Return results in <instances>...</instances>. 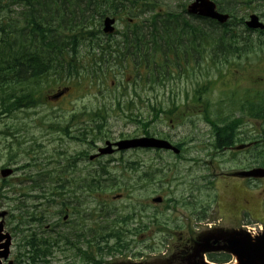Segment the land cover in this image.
Returning <instances> with one entry per match:
<instances>
[{
  "label": "rangeland",
  "instance_id": "obj_1",
  "mask_svg": "<svg viewBox=\"0 0 264 264\" xmlns=\"http://www.w3.org/2000/svg\"><path fill=\"white\" fill-rule=\"evenodd\" d=\"M192 0H189L191 2ZM178 0H160L159 5L163 11H179ZM253 10H245L243 13H238V17L243 16L247 19L249 14H256L264 23V5L252 6ZM16 11V9H13ZM118 32L124 30V24H117ZM244 34V38H245ZM257 36L255 33L250 35L253 45L251 49H247L246 53H242L240 57L232 55L223 58L222 55L213 56L207 48L204 54L197 56L193 59V65L196 64L198 74L193 76V88L195 83L206 82V80L219 82L221 79L220 73L228 68L236 70L237 75V89L235 90L236 83L230 82L231 70L222 77L221 82L229 93H234L239 96L237 98V107L242 102H256L258 96L261 100L264 99V86L260 87L257 82L259 78H264V37ZM85 46L80 47V52L84 51ZM229 63H227V60ZM231 65V66H228ZM217 67V69L215 68ZM106 72L109 79L103 83V93L100 95L102 89L101 84L94 79L91 83L87 79L83 80L80 84L75 82L65 83V86L71 88V93L67 99L60 104H44L37 106L33 110H23L16 116L7 115L0 116V166L10 165L16 168L15 179L9 181L10 187L15 191L10 195V201H2L5 205L1 210L6 212L13 209L6 216V232L13 236L12 247L10 249L9 260L14 261L15 254L19 250V244L23 236H28L31 233L38 234L39 237H49L50 239L60 240L62 236L60 230L61 221L58 219L57 212L59 206L47 205L44 200L36 199L35 196L38 192H33L32 188L35 181H40V188L47 193L52 192L57 185V173L63 168L66 163L65 155L60 159L58 152L61 154H73L81 149V146L75 142L68 140L63 141L62 147H59L58 141L60 138H65L61 132L62 128L71 125V116H83V113L95 112L97 110L105 109L107 111V120L103 125L102 136L99 140L104 141H117L126 138L141 137L145 132L157 137H169L172 142L179 141L186 144L185 151L180 155L173 156L165 152H132L128 151L123 155L115 154L113 157L102 158L96 163L90 164L87 161L82 163L76 162V175L70 173H62L63 177L67 180L71 178L88 177L91 173L97 171L100 173V167L106 168V174L102 180H105V185H111L112 188L106 195L96 198H88L81 196L78 191L77 194L81 196L84 205L82 207V214L78 215L81 220L78 233L81 235L77 243V247H81L83 251L88 252L89 259L93 256L95 250V239L103 232L106 225L104 217L111 218L115 214L134 215V221L130 225L131 230L138 228L137 221L140 219V225H148L147 216L154 213V211L161 212L158 219L164 220L167 216H163V208L160 206L152 207L151 199L155 197H165L172 193L174 197L184 200L185 196L190 194L197 195L196 191L192 190L195 187H201L202 184L194 181L203 173L201 165H206L204 176L214 174L215 179L211 181L213 187L207 188L202 193H199V202L205 204L206 202L213 201L216 198V186L220 189L225 185L218 181L219 177L230 172L245 169L250 162L251 155L255 151L264 153V143L259 139L262 136V129L264 124L260 120L251 118V112L247 108L239 107L237 109V117L243 119L246 123L240 128L241 138L247 140L248 136H253L257 140L256 149H249L247 151H238L237 159L232 160L229 153L215 154L217 157L212 159L211 154L203 151H195L194 147L201 148L205 146L204 143H210L212 138L209 136H201L199 131H194L191 123H185L183 126H175L173 123L168 122L167 116L161 117L156 115L155 110L157 106L162 103V106L169 104L170 88L174 86H167L165 89L166 94H162L160 88L156 87L155 91H149L145 86V101L144 105L135 106L130 111L123 101V104L116 109L114 105L112 90H111V76L117 73L121 78V70L118 65L113 62L110 64V69ZM203 73V74H200ZM209 74V75H205ZM83 76L84 74L81 73ZM202 77L207 78L203 80ZM50 83L39 82L35 90L38 95H47L57 88L56 85H49ZM100 86V87H99ZM138 90V87H137ZM180 91V90H178ZM220 93V92H219ZM233 95V99L234 96ZM122 99V97H120ZM143 98V99H144ZM218 99L217 94L212 95V100ZM157 105H156V104ZM263 103V102H262ZM262 103L260 105H262ZM126 108V109H125ZM219 109V108H217ZM35 112V113H34ZM235 115V114H234ZM159 117H161L159 119ZM37 127L34 126V122ZM195 128L204 129V124L201 117H198ZM26 124V125H25ZM50 126L52 127L50 130ZM70 127V126H69ZM71 128V127H70ZM205 130V129H204ZM260 134V135H259ZM203 138V139H202ZM190 139H194L193 144H188ZM13 141L16 144V158L12 160L8 156V147ZM204 140V141H203ZM62 143V142H61ZM98 144V146H99ZM15 154V151H14ZM53 154V155H52ZM51 156V157H50ZM54 156V161L52 157ZM74 156V155H73ZM58 160V162H56ZM192 161V162H190ZM26 166V167H24ZM193 167V171L190 172ZM161 170H163L161 172ZM145 174L150 176L156 182L146 184L142 181ZM158 179H180L187 180L185 184H176L175 180L171 185H161ZM62 185L67 181L64 178L60 179ZM142 184L141 186H139ZM99 194V193H98ZM221 194V193H220ZM121 195L122 198L118 201H113L112 198ZM224 195V194H223ZM64 197H54L56 203L62 202ZM141 204L149 205L145 212L141 210ZM37 206L36 212L32 209ZM32 214L38 218H42V224L28 223L27 214ZM111 216V217H110ZM141 216V217H139ZM145 218V219H143ZM224 226H228L224 224ZM25 230L22 235L20 232L11 233V228ZM158 233H144L141 235H129L127 240L131 246L129 251L124 254H116L113 256H104L103 264H158L161 262L158 259L161 254H165L166 248L171 242V238ZM60 251H52L53 258L51 264H73L72 259H69L70 252L63 253L65 249L63 242L59 243ZM93 251V252H92ZM74 254V251H71ZM65 256H68L65 258ZM77 264H86L83 259L76 260Z\"/></svg>",
  "mask_w": 264,
  "mask_h": 264
},
{
  "label": "trees",
  "instance_id": "obj_2",
  "mask_svg": "<svg viewBox=\"0 0 264 264\" xmlns=\"http://www.w3.org/2000/svg\"><path fill=\"white\" fill-rule=\"evenodd\" d=\"M158 1L0 0L1 113L10 114L13 108L20 110L37 105L40 100L34 87L51 75H58L60 83L70 79L79 83L81 73L90 81L95 73L102 70L113 49L110 43L115 42L102 39L101 21L105 16L118 17L125 24L123 34L145 36L147 60L159 52L166 56L168 51H176V48H160V44L170 46L190 37L194 51L204 50L208 44L217 51L225 52L224 55L235 52L239 56L247 46L244 38L239 40V31L236 32L235 28L239 8L237 0H217L234 21L223 28L199 18H194L193 24L179 21L185 13L186 0H180L182 14L167 12L161 15L156 12ZM222 3L227 6H222ZM146 14L147 18L143 17ZM138 18L142 20L138 21ZM158 19L160 22H157ZM244 31L240 32V36ZM82 45L85 46L83 53L80 52ZM116 52L119 54L121 47H117ZM15 66L18 79L13 82L11 76ZM15 88L17 96L13 107L9 103ZM230 139L227 135L219 136L217 145L228 146ZM28 242L33 245V241ZM36 262L40 261L33 260L34 264Z\"/></svg>",
  "mask_w": 264,
  "mask_h": 264
},
{
  "label": "flooded vegetation",
  "instance_id": "obj_3",
  "mask_svg": "<svg viewBox=\"0 0 264 264\" xmlns=\"http://www.w3.org/2000/svg\"><path fill=\"white\" fill-rule=\"evenodd\" d=\"M123 38L125 39V46L129 49L126 51V55L127 57H131L130 61L126 59V62L128 63V65L130 64L135 73L138 74V79L134 80L132 78V75H130L129 77L124 76V86L126 87V89L125 94L122 93V96L124 97L125 95V100L128 104H131L134 107L137 105L141 106L142 104L144 105L145 101V37L141 35H127ZM187 48L189 50V52H187V56L188 53L189 55H192V44H188ZM136 49L138 50L137 55H135ZM179 70H187V67H180ZM64 96H66V94L63 95L57 101L53 102V104L60 103ZM190 99H192V95ZM187 115L188 111H186L185 114H183L182 116L187 117ZM96 125L97 120L94 115H83L75 116V121L72 123V130H69L70 127L65 128V132L68 133V141H74L76 144L81 146V149L73 153L72 155L62 154L61 156L65 155V158H67L64 166H66L67 164H76L77 161H82L83 163L88 161L90 162V164H93L100 159L97 158L93 161H89V157L95 155L98 151L99 146L103 144L102 142H100L99 144L96 136H94L96 134ZM197 149L200 150V148ZM115 154L122 155L123 153ZM224 188L226 191L233 192V197L227 204V206L221 208L223 212L235 214L237 213V207H239L248 215H250L253 220L263 222L260 218V214L256 211V209L258 208L259 211L264 213V203L262 202L263 199L259 200L255 199L249 194H243L244 190L242 191L241 188H237V182L231 180L226 181V185H224ZM10 193H14V191H11ZM188 199H192V196H189ZM167 203L168 204H160V206L165 205L164 209L167 208L168 211L169 205L174 203L172 201ZM189 207L190 204H181L177 208L172 207L170 210L172 212L171 217L167 221H165L161 227H150L148 231L149 233L154 234L160 233L164 236L170 235L172 236L173 240L175 239L174 236L179 235L178 242L176 243V245H174V249L176 250L174 252L176 254L175 257L180 258L178 264L185 263V259L191 252L190 245L192 244H190V242L192 241V238L194 239V235L202 234L204 230L202 224L208 225L209 221V217L207 215V207L194 202H191V207ZM214 207H216V205ZM0 208H2V203H0ZM62 211L68 212L69 210L64 209ZM236 227L237 225L235 224L234 226L228 228L236 229ZM218 228L225 229L224 227ZM185 234L189 237H182V235ZM181 247H183L182 250L178 251L179 249H181ZM220 253L223 252H218V256L216 259L223 258L224 254Z\"/></svg>",
  "mask_w": 264,
  "mask_h": 264
},
{
  "label": "water",
  "instance_id": "obj_4",
  "mask_svg": "<svg viewBox=\"0 0 264 264\" xmlns=\"http://www.w3.org/2000/svg\"><path fill=\"white\" fill-rule=\"evenodd\" d=\"M188 12L193 15H198L200 17H205L209 19H213L218 21L219 23H224L227 20V16H223L218 14L215 11V5L210 0H195L194 3H192L188 7ZM104 33H112L113 28L112 25L114 23L113 19H106L104 21ZM247 27L249 29H263L264 26L259 23L258 18L256 16H251L249 19V22L246 23ZM118 148L121 149H128V148H135V147H142V148H158V149H172L175 151L167 142L156 140L153 138H141V139H135V140H129V141H122L116 144ZM108 148L106 150H102L104 153L109 152ZM10 173V171H4L2 172L3 176H6ZM260 171L251 172L245 175H260ZM5 249H7V244L4 246ZM229 248L231 251L235 254H237L238 258V264H264V256H262V259L259 255V253L255 249H250L248 247V244L243 241V239L237 238L236 241H232L229 245ZM3 257L6 256V252L2 254Z\"/></svg>",
  "mask_w": 264,
  "mask_h": 264
},
{
  "label": "bare ground",
  "instance_id": "obj_5",
  "mask_svg": "<svg viewBox=\"0 0 264 264\" xmlns=\"http://www.w3.org/2000/svg\"><path fill=\"white\" fill-rule=\"evenodd\" d=\"M158 33V32H157ZM156 47V46H155ZM133 49V48H132ZM143 49V48H142ZM40 185V184H39Z\"/></svg>",
  "mask_w": 264,
  "mask_h": 264
}]
</instances>
